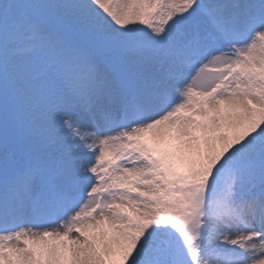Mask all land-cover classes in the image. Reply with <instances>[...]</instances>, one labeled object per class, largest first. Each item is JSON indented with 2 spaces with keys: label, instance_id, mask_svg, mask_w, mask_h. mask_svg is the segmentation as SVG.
<instances>
[{
  "label": "snow or ice",
  "instance_id": "6c2138e0",
  "mask_svg": "<svg viewBox=\"0 0 264 264\" xmlns=\"http://www.w3.org/2000/svg\"><path fill=\"white\" fill-rule=\"evenodd\" d=\"M0 264H264V0H0Z\"/></svg>",
  "mask_w": 264,
  "mask_h": 264
}]
</instances>
